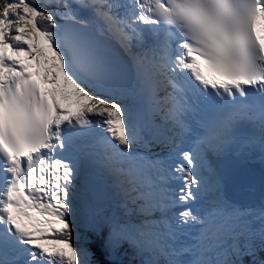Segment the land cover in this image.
Wrapping results in <instances>:
<instances>
[{
	"label": "snow or ice",
	"instance_id": "6c2138e0",
	"mask_svg": "<svg viewBox=\"0 0 264 264\" xmlns=\"http://www.w3.org/2000/svg\"><path fill=\"white\" fill-rule=\"evenodd\" d=\"M128 256L264 264V0H0V264Z\"/></svg>",
	"mask_w": 264,
	"mask_h": 264
},
{
	"label": "trees",
	"instance_id": "16d2710c",
	"mask_svg": "<svg viewBox=\"0 0 264 264\" xmlns=\"http://www.w3.org/2000/svg\"><path fill=\"white\" fill-rule=\"evenodd\" d=\"M123 259L125 260V264H127V262H128L129 260L136 259V258L133 257V256H128V257H123Z\"/></svg>",
	"mask_w": 264,
	"mask_h": 264
},
{
	"label": "bare ground",
	"instance_id": "6f19581e",
	"mask_svg": "<svg viewBox=\"0 0 264 264\" xmlns=\"http://www.w3.org/2000/svg\"><path fill=\"white\" fill-rule=\"evenodd\" d=\"M256 194L259 196V191Z\"/></svg>",
	"mask_w": 264,
	"mask_h": 264
}]
</instances>
